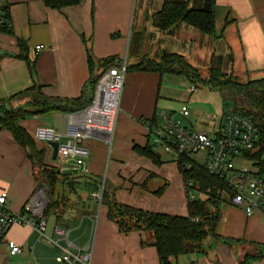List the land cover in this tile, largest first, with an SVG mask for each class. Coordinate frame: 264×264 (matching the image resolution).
I'll return each instance as SVG.
<instances>
[{
  "label": "crops",
  "instance_id": "1",
  "mask_svg": "<svg viewBox=\"0 0 264 264\" xmlns=\"http://www.w3.org/2000/svg\"><path fill=\"white\" fill-rule=\"evenodd\" d=\"M163 1L80 0L78 6L57 11L47 8L42 0H4L2 14L11 27L0 31V102L34 84L41 86L42 93L48 97L74 100L83 94L89 102L96 84L91 88L89 83L97 80L105 68L122 63L130 68L124 77L111 137L116 156L109 180L99 181L108 145L104 140L90 138L81 142L90 155L79 167L58 160V156L52 161L47 144L34 141L39 149H45V164L59 169L68 179L67 185L60 187L67 199H70L67 196L74 198L76 207L64 214L60 225L68 231L69 241L75 248L90 247V264H158L152 238L137 231L121 234L116 224L107 219L106 207L101 203L107 186L119 204L152 213L186 216L188 201L177 165L166 155L162 159L158 153L160 164L154 165L132 151L134 146L152 148L145 123L154 124L163 111H158L163 76L134 71L131 67L144 59L158 62L163 53L180 55L186 63V55L192 60L208 59L209 62L213 57L231 56L229 72L238 83L264 79V0H185L188 8L212 9L213 37L198 35L195 29L184 24L166 33L159 32L152 19ZM155 45L159 46L155 53L158 60L149 57V50ZM37 46L42 48L36 51ZM88 57L94 62L92 76ZM110 60L112 64L103 65ZM28 63L33 65V74L28 70ZM194 92L195 88L190 93ZM23 103L24 100L14 101L13 106ZM224 108L220 116L201 119L197 125L194 120L197 113H191L188 106L186 118L180 117L179 111L164 112L181 120L185 127L212 133L221 123ZM75 114L48 113L22 119L18 124L31 138L37 127H49L64 135L68 118ZM65 141L62 137L61 142ZM122 151L130 163L124 162ZM172 165L176 166L181 180L178 185L176 182L175 186H168ZM69 187H73L75 194ZM173 187L177 194L169 199L167 193ZM39 189L42 190L27 152L8 131L0 129V194L6 193L8 209L22 212ZM158 191H161L159 195ZM218 211L216 237L207 239L201 251L172 259V264H264L262 214L247 217L242 208L234 207L225 196ZM45 220L46 231L47 221L51 220L46 234L53 237L58 225L54 217ZM7 241L19 246L21 253L10 256ZM64 248L63 241L58 247H49L38 241L30 226L14 225L0 243V264H57L55 258Z\"/></svg>",
  "mask_w": 264,
  "mask_h": 264
},
{
  "label": "trees",
  "instance_id": "2",
  "mask_svg": "<svg viewBox=\"0 0 264 264\" xmlns=\"http://www.w3.org/2000/svg\"><path fill=\"white\" fill-rule=\"evenodd\" d=\"M42 2L47 8L57 11L80 4V0H42ZM152 20L154 27L162 33L170 31L179 24L190 26L204 36L213 37L215 33L212 9L188 8L185 0H164L161 9L153 15ZM7 30L0 28V31ZM87 62L92 76L94 62L90 57ZM230 63L231 56L213 57L206 80L200 78L198 71L177 54L163 53L158 62L144 59L138 65L131 67V70L157 73L161 76H181L191 83L197 80L211 91H217L225 107L232 106L234 110L249 117L256 126L258 141L244 158L258 175L264 177V79L238 83L229 72ZM110 64L112 60L103 63L105 66ZM28 70L33 74L32 64L28 63ZM128 70L130 68L126 67V72ZM96 81H90L91 88ZM19 100H24V103L21 106H13L14 101ZM90 102L91 99L89 102L86 101L83 94L74 100L48 97L42 93V87L37 84L12 96L6 102H0V129L8 131L14 141L27 152L28 159L35 171L37 170L40 188L51 198L42 216L44 219L54 217L59 227H62L60 217L49 214V211L60 202L57 196L53 197L56 195L57 186L67 185L68 179L60 176L55 167L46 166L45 149H39L18 122L48 113H77L86 108ZM132 151L137 156L149 159L154 165L160 164L159 155L153 152L151 147L134 146ZM176 165L183 180L192 181L196 197L193 201L187 202L186 216L152 213L119 204L114 200L112 191L107 188H104L101 196V203L107 210V219L116 224L121 234L131 231L151 234L158 264H172V259L201 251L207 239L216 237L214 231L219 220L218 205L224 196L230 199L226 187L200 167L192 165L191 169L186 171L181 165ZM69 188L71 193L75 194L73 187ZM160 193L161 191H158L156 194Z\"/></svg>",
  "mask_w": 264,
  "mask_h": 264
},
{
  "label": "built area",
  "instance_id": "3",
  "mask_svg": "<svg viewBox=\"0 0 264 264\" xmlns=\"http://www.w3.org/2000/svg\"><path fill=\"white\" fill-rule=\"evenodd\" d=\"M3 7L4 0H0V28L9 29L11 25L2 14ZM41 48L37 46L35 50ZM125 73L124 63L105 69L98 76L90 104L68 118L64 135L49 127H37L32 135L33 140L44 144L57 143L58 160L81 166L90 155L89 149L81 145L83 140L98 138L106 143L111 141ZM193 90L191 87L190 92ZM188 114L187 106L182 105L180 117L186 118ZM145 126L152 138L155 153L168 156L186 171L192 165L200 167L226 187L234 207L242 208L247 217L260 213L264 218V177L258 175L244 158L258 141L257 128L249 117L227 106L220 125L210 133L185 127L181 120H174L162 111L154 124L148 121ZM62 137L66 138L63 143ZM200 154L204 158L203 163L193 159L194 155ZM184 192L188 202L196 198L191 180L184 181ZM94 198L100 199L98 195H94ZM46 205L47 200L39 189L29 198L22 212L14 213L7 207L6 193H1L0 243L12 226L27 225L37 234L38 241L49 247H58L60 241L65 243L62 253L55 258L57 264H90V247L84 250L75 248L68 240L66 229L55 226L53 237L46 234V220L42 216ZM6 245L10 256L22 251L12 241H7Z\"/></svg>",
  "mask_w": 264,
  "mask_h": 264
},
{
  "label": "rangeland",
  "instance_id": "4",
  "mask_svg": "<svg viewBox=\"0 0 264 264\" xmlns=\"http://www.w3.org/2000/svg\"><path fill=\"white\" fill-rule=\"evenodd\" d=\"M194 32L198 35H201L198 31H194ZM158 51H159V46L155 45L153 48L149 50V54H151L149 57L154 60H158L159 56L158 54H155ZM184 57L186 58L187 63L198 71L199 77L206 80L208 77V69L210 65V62L208 61V59H205L203 61V60H192L187 55ZM191 76L194 77V75H191ZM239 83H244V82H239ZM190 87L195 88L194 93H190L189 91ZM182 105L188 106L191 113L192 112L197 113V116L194 118L195 124L196 122L198 123L199 121H201V119L206 118L207 120V118L211 117L212 115L217 116V117L220 116V114L222 113L223 107H224V105L221 102L220 94L217 91H211L207 86L202 85L199 81L195 80L194 83H191L190 81L182 77L163 76L161 79V83H160L158 111L163 110L167 113L169 112L178 113ZM202 114H204V116ZM173 119L175 120L177 118H173ZM112 142L113 141L111 138L110 143L106 145L107 147V150L105 153L106 160H105V165L103 167L101 178L99 180L100 183H102L103 180H105L106 178H108L109 180L113 174L116 150H115V147L114 149H112ZM149 144L152 145V138H150ZM113 145L115 146V143H113ZM124 152L125 151H122V154H123L122 157L124 159V162L127 163L128 155ZM158 154L160 155L162 159L165 158L164 154L160 152H158ZM193 159L196 160L197 163H203L204 161V158L201 154L194 155ZM46 166L51 167L50 165H46ZM57 170L59 171V169ZM36 173H37V170H36ZM169 173L171 174L172 179L167 180L168 186L170 185L172 186V184L175 186L176 182H178L177 185L180 184L179 182L181 179H180V176L178 175L175 165H172V172L169 171ZM60 176L62 175L60 174ZM107 189H110L109 186H107ZM55 194L56 195H54L53 197L57 196L58 194L57 199H59L60 202L56 203L55 208H51V210L49 211V214H54V215L59 216L60 217L59 220H60L61 218H63L64 214L69 213V211H71L72 209L76 207L75 200L72 196H67L68 198H70V199H67L63 195L64 190L62 191V188L60 187V185L57 186ZM176 194L177 193H176L175 187H173L168 191L167 196L169 197V199L172 196L173 198H175ZM44 195L48 201L46 206H48L51 198H49L45 192H44ZM53 197H52V201L54 202ZM50 226H51V220H48L46 233L48 232V228ZM144 233L148 236L149 239L152 238L150 233L148 232H144ZM68 240H69V237H68Z\"/></svg>",
  "mask_w": 264,
  "mask_h": 264
},
{
  "label": "water",
  "instance_id": "5",
  "mask_svg": "<svg viewBox=\"0 0 264 264\" xmlns=\"http://www.w3.org/2000/svg\"><path fill=\"white\" fill-rule=\"evenodd\" d=\"M47 146L51 150V160L55 161L57 158L58 144L57 143H48Z\"/></svg>",
  "mask_w": 264,
  "mask_h": 264
}]
</instances>
